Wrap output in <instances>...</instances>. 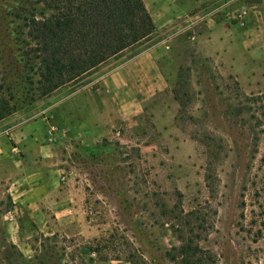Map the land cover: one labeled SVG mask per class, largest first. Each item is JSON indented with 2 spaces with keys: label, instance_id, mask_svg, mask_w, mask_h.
<instances>
[{
  "label": "rangeland",
  "instance_id": "obj_1",
  "mask_svg": "<svg viewBox=\"0 0 264 264\" xmlns=\"http://www.w3.org/2000/svg\"><path fill=\"white\" fill-rule=\"evenodd\" d=\"M256 2L202 10L237 25L224 17ZM47 15L35 0H0V264H181L183 245L200 264H264V75L237 82L192 40L200 23L187 24L42 96L28 26ZM144 50L165 91L104 135H87L90 113L71 128L59 101Z\"/></svg>",
  "mask_w": 264,
  "mask_h": 264
},
{
  "label": "crops",
  "instance_id": "obj_2",
  "mask_svg": "<svg viewBox=\"0 0 264 264\" xmlns=\"http://www.w3.org/2000/svg\"><path fill=\"white\" fill-rule=\"evenodd\" d=\"M142 1L152 19L155 34L185 28L187 24L186 29H193L200 23L203 29L200 33H195L192 40L197 42L204 56L226 67L228 74L239 83L256 80L264 75V0H257L256 4L245 10L242 27L224 20L215 21L211 17L215 13L202 10L204 0ZM152 51L140 52L108 76L98 79V88L87 90V93L73 92L60 100L65 106L70 105L67 111L71 128L83 131V118L90 113L94 124L91 125L92 132L87 135L92 136L95 131L98 132V128L104 130V135L107 127H113L119 122L128 123L135 111L138 112L136 104L141 110L138 101L144 102L164 92L167 84ZM78 101L80 108L73 107ZM105 117L107 120L103 122ZM49 135H52L50 131ZM33 147L38 148L34 153L38 154L42 150L35 142ZM13 189L14 200L24 202L18 188ZM79 205L78 201L72 200L70 209L80 208Z\"/></svg>",
  "mask_w": 264,
  "mask_h": 264
},
{
  "label": "trees",
  "instance_id": "obj_3",
  "mask_svg": "<svg viewBox=\"0 0 264 264\" xmlns=\"http://www.w3.org/2000/svg\"><path fill=\"white\" fill-rule=\"evenodd\" d=\"M35 1L49 11L28 26L39 60L42 96L90 74L155 30L142 0ZM176 257L181 264L206 261L204 256L190 253L187 245L177 250Z\"/></svg>",
  "mask_w": 264,
  "mask_h": 264
},
{
  "label": "built area",
  "instance_id": "obj_4",
  "mask_svg": "<svg viewBox=\"0 0 264 264\" xmlns=\"http://www.w3.org/2000/svg\"><path fill=\"white\" fill-rule=\"evenodd\" d=\"M244 15H245V10L239 12L236 16H233V17L230 16V15H226L224 17V19L226 18V20H228V21L229 20L230 21H234L237 25L242 26L243 25ZM50 132L53 133L54 132V129H52ZM13 151L15 152L16 150L13 149Z\"/></svg>",
  "mask_w": 264,
  "mask_h": 264
}]
</instances>
